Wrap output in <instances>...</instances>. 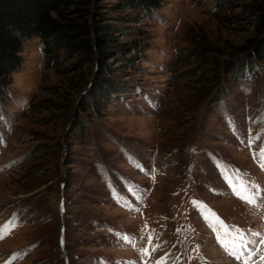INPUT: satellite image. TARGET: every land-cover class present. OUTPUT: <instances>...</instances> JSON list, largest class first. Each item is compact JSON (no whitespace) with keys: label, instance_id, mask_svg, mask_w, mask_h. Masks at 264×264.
I'll return each mask as SVG.
<instances>
[{"label":"rangeland","instance_id":"374dc122","mask_svg":"<svg viewBox=\"0 0 264 264\" xmlns=\"http://www.w3.org/2000/svg\"><path fill=\"white\" fill-rule=\"evenodd\" d=\"M102 3L94 21L116 28L105 100H90L97 60L62 51L47 69L33 38L0 102V225H19L0 239V264H217L216 217L245 230L262 264L251 233L264 236L253 158L264 147V65L253 60L264 0H164L151 12ZM226 175L251 185L256 205Z\"/></svg>","mask_w":264,"mask_h":264},{"label":"trees","instance_id":"16d2710c","mask_svg":"<svg viewBox=\"0 0 264 264\" xmlns=\"http://www.w3.org/2000/svg\"><path fill=\"white\" fill-rule=\"evenodd\" d=\"M117 1L132 10L145 12L159 8L164 2ZM102 2L103 0H0V102L8 100L12 76L20 71L24 64V44L33 38L41 40L45 57L50 59L46 62L47 69L55 68L57 54L62 51L71 57L97 60L101 77L98 84L92 88L90 100H105L107 90H114L105 74L110 71L107 60L113 53L114 48L110 43L115 41L116 28L115 25L106 23L107 21H94L93 17L98 13L100 6H104ZM121 47L123 56L134 55L135 47L129 48V51L123 49L125 45ZM254 56V61L264 65V40L258 43ZM246 64L249 62L240 68H245Z\"/></svg>","mask_w":264,"mask_h":264},{"label":"snow or ice","instance_id":"6c2138e0","mask_svg":"<svg viewBox=\"0 0 264 264\" xmlns=\"http://www.w3.org/2000/svg\"><path fill=\"white\" fill-rule=\"evenodd\" d=\"M249 147L254 143L252 139L247 141ZM259 157L260 165L264 168V147H261L259 152H253V158L256 159ZM225 169L227 166L225 165ZM225 178L228 180L230 187H232L234 193L239 196L240 199L246 203L256 205L258 194L253 190V187L247 182L242 181L239 177H228ZM235 181V182H233ZM194 204L197 202L194 201ZM130 207L132 211H138V208ZM215 215V214H213ZM211 226L216 230L217 240L221 246L227 251L230 255H233L237 259L243 260V264H249L250 257L252 253H248V257L244 256V252L247 250L249 243H255L248 235L244 229H239L234 225H226L219 217H216L215 221H210ZM19 225L16 223L15 219L9 220L7 223L0 225V239H4L7 235L11 233L12 230L17 228ZM253 237H260L261 244H264V236L259 232L251 233ZM123 239L127 240L129 243H134L135 238L133 236H125ZM152 235H149V244L151 245ZM152 252H155L160 246L151 245ZM141 254L144 256H149L148 248L141 249ZM262 264H264V256L260 257ZM145 264H149V261H145ZM156 264H167V258H161Z\"/></svg>","mask_w":264,"mask_h":264}]
</instances>
